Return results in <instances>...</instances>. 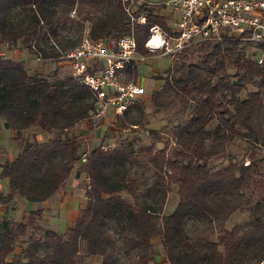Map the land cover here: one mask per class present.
<instances>
[{
  "label": "trees",
  "instance_id": "1",
  "mask_svg": "<svg viewBox=\"0 0 264 264\" xmlns=\"http://www.w3.org/2000/svg\"><path fill=\"white\" fill-rule=\"evenodd\" d=\"M157 2L0 0V44L56 61L86 29L91 39L112 44L132 34L136 53L150 55L143 47L148 28L171 34ZM243 44L249 43L227 35L196 43L170 57L164 76H154L161 84L149 93L152 111L166 110L173 99L183 111L169 136L144 128L138 98L112 126L141 128L148 143L133 147L139 138L131 135L88 151L75 129L91 121L93 93L68 74L29 73L22 60L0 55V122L19 145L14 158L0 163L8 183L0 204L50 200L72 172L85 180L84 204L65 233L36 223L44 209L21 219L2 215L0 264H154V244L166 264H262L264 64L254 60L261 44L253 45V58L243 54ZM125 71L135 79V69ZM37 133L49 137L39 142ZM238 140L246 143L239 159L230 152ZM217 157L226 164L213 167ZM172 186L177 201L165 214ZM235 212L246 218L226 227Z\"/></svg>",
  "mask_w": 264,
  "mask_h": 264
},
{
  "label": "built area",
  "instance_id": "2",
  "mask_svg": "<svg viewBox=\"0 0 264 264\" xmlns=\"http://www.w3.org/2000/svg\"><path fill=\"white\" fill-rule=\"evenodd\" d=\"M157 3L160 13L171 23L168 25L171 34L156 25L150 26L143 43L150 55L136 53L132 34L123 35L112 44L91 39L84 30L79 43L57 57L67 63L68 75L93 93L95 106L91 118L109 110L112 117L119 116L143 95L142 86L133 77H127L125 69L132 72L153 53L172 57L196 43L221 40L227 35L243 43L261 44L254 60L256 64H264V0H159ZM125 11L129 15V9ZM73 15L71 11L69 16ZM143 21L144 17L139 16L137 22ZM84 158H80L81 162Z\"/></svg>",
  "mask_w": 264,
  "mask_h": 264
},
{
  "label": "rangeland",
  "instance_id": "3",
  "mask_svg": "<svg viewBox=\"0 0 264 264\" xmlns=\"http://www.w3.org/2000/svg\"><path fill=\"white\" fill-rule=\"evenodd\" d=\"M157 2L159 0H151ZM74 16V15H73ZM165 23L171 26L170 22L165 21ZM86 30V29H84ZM77 32H75L76 34ZM74 34V36H75ZM243 54L253 58L255 48L251 44H243ZM0 55L15 60H22L26 70L29 73L37 72L39 74L57 77L68 74V65L62 60H44L37 59L39 56H33L29 54L27 50L20 48L19 45H6L0 44ZM170 57L161 56L157 53H153L152 56H149L147 60L143 63H139L135 67V83H139L143 88V95L140 98L143 100L144 108V119H145V129L158 130L162 133V137L169 136V130L172 128L174 122L180 119L183 115L181 107L178 106L176 99L170 102L168 108L163 111L153 112L151 106L148 102L149 93L160 86L161 80L154 79V76H164L165 69L170 64ZM130 81V78L127 80ZM244 94L242 93V96ZM114 117H112L110 110L106 111L104 114L99 117L91 118V121L83 122L78 124L75 129V134L78 135L82 140H84L83 149L90 150L93 147L99 145L102 142L103 145L111 146L113 142H117L118 139L127 137L128 139L131 135L138 136L139 142H134L133 147H137L139 144H147L149 135L145 133V130L138 128L134 129L135 131L121 130L116 131L112 122ZM212 126V123L209 125ZM79 133V134H78ZM46 136V135H45ZM49 136L43 137V140H46ZM258 141L259 144H262L264 137H260ZM160 143L155 142V146ZM168 146V147H167ZM170 142L166 144L165 152L169 153ZM244 147L246 143L243 140H238L230 147V152L237 159L241 158L244 153ZM19 150L18 143L12 139L11 133L9 130L3 128L0 122V163L14 158ZM261 154H264V148L261 149ZM81 162V160H80ZM226 160L217 157L213 158L210 163L213 167H219L226 164ZM82 163V162H81ZM85 182L83 174H80L78 177L74 176L72 172L67 178L64 186L57 192V194L50 199V201L45 205L43 215L36 219V223L41 225L44 228H50L57 232L58 234L65 233L66 228L72 222L71 211L75 210L83 202L84 196L82 191V185ZM8 192V183L5 178H0V197H5ZM61 193H63L62 196ZM70 202L71 208L68 209L70 212H63L57 207L59 201ZM177 201L176 189L174 186L166 195V199L163 206V213H170ZM0 204V217L6 215L9 218L21 219L28 212L32 211L35 207V203L26 201L24 199H17L14 202L7 204ZM246 218L244 213H233L226 221V227H230L234 223L243 221ZM19 248L15 249V254L19 253ZM12 258V255H10ZM153 262L154 264H166L163 251L158 244L153 245ZM93 263V262H92ZM93 264H97L95 260ZM264 264V262L262 263Z\"/></svg>",
  "mask_w": 264,
  "mask_h": 264
},
{
  "label": "crops",
  "instance_id": "4",
  "mask_svg": "<svg viewBox=\"0 0 264 264\" xmlns=\"http://www.w3.org/2000/svg\"><path fill=\"white\" fill-rule=\"evenodd\" d=\"M33 137H34L37 141L41 142V141H45V140H43L42 138H43V137H46V136H45L44 134L37 133V134H35ZM11 159H12V158H11ZM11 159H10V160H11ZM62 195H63V193H61L60 196H62ZM49 201H50V200H47V201H44V202H41V203H35V207H34L33 210H35V209H43L44 207H46L45 205H47V203H48ZM65 201H66V200H64V201H59L58 204H57V207H58L59 209H61L63 212L65 211V213H66V212H70L68 209L71 208V201H70V202H65ZM83 204H84V199H83V202L79 205V207H77L74 211L72 210V211L70 212L71 215L73 216L71 220H73V219L76 217L78 210H79L80 208H82Z\"/></svg>",
  "mask_w": 264,
  "mask_h": 264
}]
</instances>
